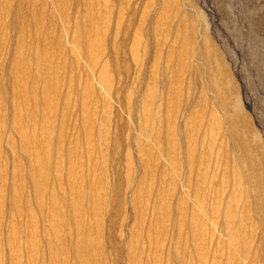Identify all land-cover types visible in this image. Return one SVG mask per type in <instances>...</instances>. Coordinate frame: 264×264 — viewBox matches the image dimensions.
Masks as SVG:
<instances>
[{
    "label": "rangeland",
    "instance_id": "374dc122",
    "mask_svg": "<svg viewBox=\"0 0 264 264\" xmlns=\"http://www.w3.org/2000/svg\"><path fill=\"white\" fill-rule=\"evenodd\" d=\"M1 2L0 264H264V0Z\"/></svg>",
    "mask_w": 264,
    "mask_h": 264
},
{
    "label": "bare ground",
    "instance_id": "6f19581e",
    "mask_svg": "<svg viewBox=\"0 0 264 264\" xmlns=\"http://www.w3.org/2000/svg\"><path fill=\"white\" fill-rule=\"evenodd\" d=\"M3 1H4V0H2V2H3ZM2 2H1V3H2ZM65 2H66V1H65ZM4 3H5V2H4ZM87 3H88V2H87ZM2 4H3V3H2ZM96 5H97V4H96ZM64 6H65V5H63V8H64ZM64 13H65V12H64ZM66 14H67V13H66ZM37 20H38V19H37ZM68 21H69V20H68ZM29 23H30V22H29ZM99 25H100V24H99ZM96 27H97V26H96ZM19 28H20V27H19ZM92 28H93V27H92ZM98 28H99V27H98ZM83 29H84V28H83ZM100 29H101V28H100ZM91 30H92V29H91ZM89 32H90V31H89ZM99 32H100V31H99ZM90 34H91V33H90ZM92 34H93V33H92ZM80 36H81V35H80ZM93 38H94V37H93ZM89 39H90V37H89ZM92 40H95V39H92ZM100 40H101V39H100ZM88 41H89V40H88ZM98 41H99V40H98ZM98 41H97V43H98ZM81 42H82V41H81ZM82 44H83V43H82ZM87 44H88V43H87ZM99 44H100V43H99ZM19 46H20V45H19ZM80 46H81V45H80ZM80 46H79V47H80ZM82 46H83V45H82ZM85 46H86V45H85ZM85 46H84V48H86ZM20 47H21V46H20ZM87 48H88V46H87ZM92 48H93V47H92ZM91 50H92V49H91ZM93 51H94V50H93ZM88 52H89V51H88ZM91 52H92V51H91ZM91 52H90V53H91ZM90 53H89V54H90ZM96 53H97V52H96ZM212 53H214V55H215L216 57H218V55H217V53L215 52V50H213V52L210 51L209 48H208V46H206V47L204 48V51L201 52V58L204 59V61H205L206 64H207L208 62H211V60H209L208 57H209V55L212 54ZM40 55H42V54H40ZM86 55H87V54H86ZM97 56H98V54L96 55V57H97ZM89 57H90V56H89ZM89 57H88V58H89ZM218 58H219V57H218ZM96 60H97V59H94L95 64L97 65L98 62H96ZM219 61H220V59H219ZM211 63H212V62H211ZM208 68H209V67H208ZM49 69H50V68H49ZM208 72H209V73L211 72V68L208 69ZM101 74H102V73L100 72V73H99L100 77L102 76ZM30 75H31V74H30ZM30 75H29V76H30ZM29 76H28V74H27V77H28V78H29ZM209 76H210V74H209ZM20 78H21V77H20ZM41 78H42V77H41ZM104 78L107 79L108 77H105V76H104ZM104 78H103V79H104ZM17 80H18V78H17ZM22 80H23V79H22ZM22 80H20V81H22ZM24 80H26V78H24ZM39 80H40V79H39ZM20 81H19V83H21ZM35 82H36V81H35ZM39 82H40V81H39ZM42 82H43V80H42ZM44 82H46V81H44ZM22 83H23V81H22ZM108 83H109V82H108ZM24 84H25V83H24ZM32 84H33V86H34V82H33ZM38 84H39V83H38ZM20 85H22V84H20ZM36 85H37V84H36ZM44 87H46V88H44V89L46 90V93H47V92L50 93V92L52 91V89L54 88L53 86H50V85L47 86V84H45V83H44ZM34 89H36L35 86L33 87V90H34ZM31 90H32V89H31ZM33 90H32V92L28 93L30 96H29L28 94H26V97H27V98L31 97V94H32L33 92H35V90H34V91H33ZM53 91H54V90H53ZM53 91H52V92H53ZM227 91H228V90H227ZM22 97H23V96H21V98H22ZM220 97H221V104H222V106L225 107L226 109H228V108H229V104H228V100H227V99H228V94H227V92H225V94L222 92V93L220 94ZM27 98H26V99H27ZM31 98H32V97H31ZM34 100H35V99H34ZM37 101H38V100H37ZM32 103H33V102H32ZM36 103H37V102H36ZM34 104H35V103H34ZM35 106H36V105H35ZM32 111H33V110H32ZM35 114H36V113H35ZM37 115H38V114H37ZM29 122H30V121H29ZM228 123H229V126H230V127H233L234 129H237V128H236V125H235V118H234V117H230V118L228 119ZM48 127H49V126H48ZM49 129H50V128H49ZM50 131H51V130H45V132H47L46 135H45L46 137H42V140L40 141L41 145H48V143L51 142V140L49 139V136H51V135L49 134ZM20 132H21V131H20ZM20 132H19V133H20ZM40 132H41V131H40ZM64 135H65V134H64ZM34 140H35V138H34ZM46 142H48V143H46ZM26 143H28V141H27ZM36 143H38V141H37ZM61 143H62V142H61ZM50 144H51V143H50ZM90 144H91V143H90ZM242 146H243V145H242ZM37 147H38V145H37ZM244 147H245V146H244ZM40 148H41V151H40L39 153L37 152L38 154L36 153L37 155H35V156H39L38 159H39V162H40V164H41V168H40L41 171H40V174H39V179L41 178L40 180L43 181V179L45 178L44 175H45V173H46V172H45V169H46V168L44 169V168L42 167V165L44 164L46 157L49 156V153L47 152V150H45V147L40 146ZM26 149H27V148H26ZM246 149H247V148H246ZM29 156H31V158L34 159V155H33V154H30ZM249 156H250V155H249ZM72 157H73L72 159H74V156H72ZM244 157H245V156H244ZM250 157H251V156H250ZM69 158H70V157H69ZM35 159H36V158H35ZM243 159H245V158H243ZM252 159H253V158H252ZM36 161H37V160H36ZM249 161H250V160H249ZM257 161H258V160H257ZM194 165H195V164H194ZM259 165H261V164H259ZM39 166H40V165H39ZM259 167H260V166H259ZM48 168H49V167H48ZM48 168H47V169H48ZM250 168H253V171H252V173H253V177H252V178H253L254 186L256 187L257 193L259 194L260 198L262 199L263 196H264V182H263V180L260 179V177H259L258 174H257V163H256V164H252V165L250 166ZM38 169H39V168H38ZM38 169H37V170H38ZM152 169H153V168H152ZM149 170H150V169H149ZM38 171H39V170H38ZM195 172H196V171H195ZM38 173H39V172H38ZM150 176H151V175H150ZM44 180H45V179H44ZM194 180H195V179H194ZM41 181H40V182H41ZM33 183H34V182H33ZM42 185H43V184H42ZM44 185H45V184H44ZM34 186H35V185H34ZM39 186H40V185H39ZM39 186H38V187H39ZM74 186H76V184H75ZM38 187H37V188H38ZM199 188H200V187H199ZM94 203H95V201H94ZM66 204L68 205V203H66ZM164 205H165V204H164ZM68 207H69V206H68ZM71 207H72V208L74 207L75 209H74V208H73V209H74V210H77L76 213H75V215H76L77 218H80V219H81L82 217H81V214H80V210H78V209H80V208L77 207L78 209H76V207H75L74 204L71 205ZM156 207H157V206H156ZM160 209H161V208H160ZM85 213H86V212H85ZM54 214H55V213H54ZM56 217H57V216H56ZM57 218H58V217H57ZM83 218H84V217H83ZM60 219H61V218H60ZM60 219H59V220H60ZM84 219H85V218H84ZM76 221H77V220H76ZM263 221H264V220H263ZM72 224H73V223H72ZM76 225H77V224H76ZM63 226L65 227V225H63ZM59 227H60V226H59ZM53 230H54V229H53ZM50 233H51V232H50ZM51 235H52V233H51ZM58 235H59V234H58ZM49 236H50V235H49ZM82 236H84V235H82ZM62 238H63V234H62ZM201 238H202V237L199 236V239H201ZM51 239H52V238H51ZM63 239H64V238H63ZM84 239H85V238H84ZM54 240H55V239H54ZM56 240H57V239H56ZM56 240H55V242H56ZM94 240H95V239H94ZM57 241H58V240H57ZM90 241H91V240H90ZM91 242H92V241H91ZM86 243H87V242H86ZM92 243H93V242H92ZM82 244H83V243H82ZM56 245H57V244H56ZM80 245H81V244H80ZM94 245H95V244H94ZM61 246H62V245H61ZM83 246H84V245H83ZM81 247H82V246H81ZM92 247H93V246H92ZM92 247H91V248H92ZM86 248H87V247H86ZM88 248H89V247H88ZM94 248H95V247H94ZM84 249H85V248H84ZM71 250H72V249H71ZM78 251H79V250H78ZM95 251L98 252V249L95 250ZM83 252H84V251H83ZM78 253H79V252H78ZM88 253H89V252H88ZM64 254H66V253H64ZM67 254H68V253H67ZM76 254H77V253H76ZM84 254H85V253H84ZM74 256H75V255H74ZM86 256H87V255H86ZM90 256H91V257H89V256H88V257H89V258H93L92 255H90ZM75 257H76V256H75ZM78 257H79V256H78ZM81 257H82V256H81ZM84 259H85V258H84ZM92 260H93V259H92ZM15 262H17V261H15ZM88 263H89V262H88ZM14 264H15V263H14ZM89 264H90V263H89Z\"/></svg>",
    "mask_w": 264,
    "mask_h": 264
}]
</instances>
